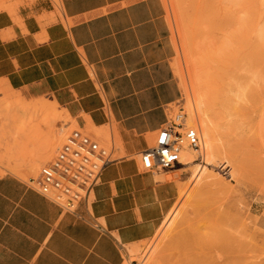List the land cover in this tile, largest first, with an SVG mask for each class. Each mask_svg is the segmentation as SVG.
Returning a JSON list of instances; mask_svg holds the SVG:
<instances>
[{
    "label": "crops",
    "instance_id": "crops-1",
    "mask_svg": "<svg viewBox=\"0 0 264 264\" xmlns=\"http://www.w3.org/2000/svg\"><path fill=\"white\" fill-rule=\"evenodd\" d=\"M174 54L162 0H33L0 10V80L48 95L69 126L91 135L109 127L122 153L77 213L31 181L0 176V264H124L126 247L154 234L176 184L128 156L152 143L181 96Z\"/></svg>",
    "mask_w": 264,
    "mask_h": 264
},
{
    "label": "rangeland",
    "instance_id": "rangeland-1",
    "mask_svg": "<svg viewBox=\"0 0 264 264\" xmlns=\"http://www.w3.org/2000/svg\"><path fill=\"white\" fill-rule=\"evenodd\" d=\"M32 1L0 0V10L13 13ZM162 1L181 90L176 102L197 127L188 119L189 100L206 93L218 149L211 160L202 149H189L191 163L157 172L175 181L174 203L151 237L126 247L124 264H211L216 251L238 250L242 241L250 249H239L249 253L247 264H264V0ZM229 10L237 12L233 24ZM230 41L237 49L233 57L225 48ZM70 122L48 95L31 97L0 80V176L34 185L40 166L74 127ZM95 135L113 147V158L122 156L114 151L121 142L112 129ZM140 151L128 157L139 161ZM200 166L203 172L195 175Z\"/></svg>",
    "mask_w": 264,
    "mask_h": 264
},
{
    "label": "built area",
    "instance_id": "built-area-1",
    "mask_svg": "<svg viewBox=\"0 0 264 264\" xmlns=\"http://www.w3.org/2000/svg\"><path fill=\"white\" fill-rule=\"evenodd\" d=\"M166 111L152 143L139 153L143 171L175 169L183 165L181 152L185 148L201 149L199 131L186 121L182 105L169 104ZM112 151L113 147L97 136L73 127L64 134L53 156L40 166L33 186L62 210L77 213L81 201L93 192L104 169L115 160Z\"/></svg>",
    "mask_w": 264,
    "mask_h": 264
},
{
    "label": "bare ground",
    "instance_id": "bare-ground-1",
    "mask_svg": "<svg viewBox=\"0 0 264 264\" xmlns=\"http://www.w3.org/2000/svg\"><path fill=\"white\" fill-rule=\"evenodd\" d=\"M229 1V0H228ZM234 1V0H233ZM210 2V1H209ZM219 2V1H218ZM217 2V3H218ZM238 2V1H237ZM230 3V2H229ZM239 3V2H238ZM213 4V3H212ZM224 6V4H222ZM229 5V4H228ZM234 5H237L234 4ZM211 6V5H210ZM219 6V5H218ZM242 7V6H241ZM240 7V8H241ZM220 8V7H219ZM231 8V6H230ZM245 8V7H244ZM220 10V9H219ZM222 10L223 7H222ZM231 10V9H230ZM230 10H229V13H228V23H231L233 22V18L232 17H235L234 19L236 20V15H237V12L235 13V10L232 11V13L234 12L235 16H233L232 14H230ZM243 9L241 8V11ZM221 12V11H220ZM245 12V11H244ZM243 12V13H244ZM226 14V13H225ZM222 15V14H221ZM232 15V16H231ZM214 18V17H213ZM222 18V16H221ZM224 20H227L226 17L223 18ZM264 22V21H263ZM217 23V22H216ZM233 24V23H231ZM233 27V26H232ZM231 27V28H232ZM231 37V36H230ZM210 39V38H209ZM229 39V37H228ZM231 40L233 39L232 37L230 38ZM231 42V41H230ZM233 42V41H232ZM232 42L229 44V46H226V50L227 52L230 54L231 57H233L232 55H234L235 53V50L237 49H234V45L232 44ZM258 42V41H257ZM264 42V41H263ZM211 43V42H210ZM243 49V47H242ZM236 54V53H235ZM237 55V54H236ZM213 56V55H212ZM217 58V57H216ZM214 59V58H213ZM220 60V59H219ZM227 60V59H226ZM222 61V60H221ZM232 61V60H231ZM217 62V61H216ZM234 63V62H233ZM237 63V62H236ZM237 65V64H236ZM214 66V65H213ZM224 66V65H223ZM215 67V66H214ZM208 68V67H207ZM211 68V67H210ZM216 68V67H215ZM212 70V68H211ZM248 72V71H247ZM212 73V72H211ZM214 73V72H213ZM237 74V73H236ZM235 74V75H236ZM242 75V74H241ZM245 79V78H244ZM232 80V79H231ZM236 80V79H235ZM240 80V79H239ZM205 82H208V81H205ZM210 84V82H209ZM239 85V84H238ZM210 88V86L208 87ZM235 89V88H234ZM202 90V89H201ZM198 91V89H197ZM216 92V91H215ZM247 93V92H246ZM185 94H187V92L185 91ZM217 96V95H216ZM237 96H240V95H237ZM230 97V96H229ZM209 99L207 98L206 96V93L204 94L202 91H198L194 94V96L191 98V100H189V113H188V119L190 120V122H192L193 124L197 123V129L199 131V135H200V140H201V149L203 151V155L204 157H207L208 160H211V155L214 154L217 149H218V142L217 141V137L215 135V131L212 127V124L210 122V119H209V115H210V104H209ZM228 100V99H227ZM216 101V100H215ZM232 103V102H231ZM218 105V104H217ZM230 105V104H229ZM217 107V106H216ZM228 107V106H227ZM233 112V111H232ZM199 116L201 117V119L199 118ZM212 117V116H211ZM223 144V143H222ZM224 145V144H223ZM225 146V145H224ZM222 146V147H224ZM200 149V150H201ZM192 158H193V155L191 154V152L189 151L188 148H185L182 152H181V162L183 163V165H186V164H189L191 163L192 161ZM203 167L204 166H200V168L198 167V170L196 172L195 175H198L199 173H202L203 172ZM35 168V167H34ZM205 174V173H204ZM206 175V174H205ZM204 177V176H203ZM205 181V180H204ZM208 235V234H207ZM208 238V237H207ZM231 238V237H230ZM233 238V237H232ZM227 241V240H226ZM232 241H234V238L232 239ZM230 242V241H229ZM227 243L228 244V247H232L234 248L233 246H229L231 243ZM235 242V241H234ZM238 242V241H237ZM239 243V242H238ZM242 243H243V246H242ZM241 243V246L240 247H245L244 244L245 242L242 241ZM247 243V242H246ZM225 244V243H224ZM248 244V243H247ZM239 245V244H238ZM237 246V245H236ZM238 247V246H237ZM239 247V249H240ZM241 248V249H242ZM247 248V250L249 251L250 249H248V245L245 247ZM243 249V250H233V249H230V250H227L226 252H215V254H213L212 257L213 258V263L211 264H247L246 262V259L247 257V254L249 253H246V249ZM250 248V247H249ZM223 250V249H222ZM221 251V250H220Z\"/></svg>",
    "mask_w": 264,
    "mask_h": 264
}]
</instances>
